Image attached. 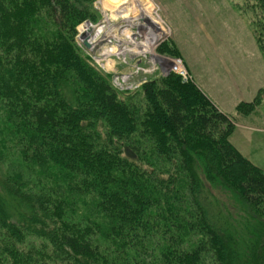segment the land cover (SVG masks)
<instances>
[{
	"label": "trees",
	"instance_id": "16d2710c",
	"mask_svg": "<svg viewBox=\"0 0 264 264\" xmlns=\"http://www.w3.org/2000/svg\"><path fill=\"white\" fill-rule=\"evenodd\" d=\"M94 1L0 0V264H264V170L230 137L264 88L237 117L174 75L120 94L77 44Z\"/></svg>",
	"mask_w": 264,
	"mask_h": 264
},
{
	"label": "rangeland",
	"instance_id": "374dc122",
	"mask_svg": "<svg viewBox=\"0 0 264 264\" xmlns=\"http://www.w3.org/2000/svg\"><path fill=\"white\" fill-rule=\"evenodd\" d=\"M240 2L95 0V18L79 25L77 44L120 94L140 92L174 75L194 82L220 111L237 117V106L253 101L264 88V54L239 11ZM262 100L254 113L238 116L230 137L245 156L264 167V138L250 131L264 129V95ZM9 162L0 161V173L11 169Z\"/></svg>",
	"mask_w": 264,
	"mask_h": 264
},
{
	"label": "crops",
	"instance_id": "0c3cea01",
	"mask_svg": "<svg viewBox=\"0 0 264 264\" xmlns=\"http://www.w3.org/2000/svg\"><path fill=\"white\" fill-rule=\"evenodd\" d=\"M254 99V98H253ZM243 102H245V101H243ZM261 112H262V123H263V126H264V102H263V104L261 105ZM252 127V126H251ZM251 130L250 131H252V132H254L255 134H258V135H262L263 136V138H264V129H258V128H254V127H252V128H250ZM249 131V132H250ZM234 146H235V144H234ZM236 147V146H235ZM237 148V147H236ZM240 151H241V149H239ZM242 152V151H241ZM243 153V152H242ZM247 157V156H246ZM248 158V157H247ZM248 159H250V158H248ZM250 160H252L258 167H260L262 170H264V167H262L258 162H256L254 159H250Z\"/></svg>",
	"mask_w": 264,
	"mask_h": 264
},
{
	"label": "built area",
	"instance_id": "2783aa9c",
	"mask_svg": "<svg viewBox=\"0 0 264 264\" xmlns=\"http://www.w3.org/2000/svg\"><path fill=\"white\" fill-rule=\"evenodd\" d=\"M177 72H178L180 75L184 76V72H181L180 70H177Z\"/></svg>",
	"mask_w": 264,
	"mask_h": 264
},
{
	"label": "water",
	"instance_id": "95a60500",
	"mask_svg": "<svg viewBox=\"0 0 264 264\" xmlns=\"http://www.w3.org/2000/svg\"><path fill=\"white\" fill-rule=\"evenodd\" d=\"M85 46H88L87 42H85Z\"/></svg>",
	"mask_w": 264,
	"mask_h": 264
},
{
	"label": "bare ground",
	"instance_id": "6f19581e",
	"mask_svg": "<svg viewBox=\"0 0 264 264\" xmlns=\"http://www.w3.org/2000/svg\"><path fill=\"white\" fill-rule=\"evenodd\" d=\"M102 32V31H101Z\"/></svg>",
	"mask_w": 264,
	"mask_h": 264
}]
</instances>
